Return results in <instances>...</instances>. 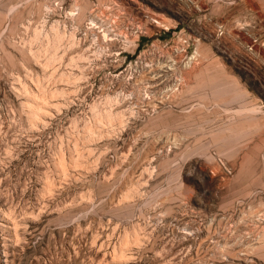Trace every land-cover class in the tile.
<instances>
[{"label":"rangeland","instance_id":"1","mask_svg":"<svg viewBox=\"0 0 264 264\" xmlns=\"http://www.w3.org/2000/svg\"><path fill=\"white\" fill-rule=\"evenodd\" d=\"M0 264H264V0H0Z\"/></svg>","mask_w":264,"mask_h":264}]
</instances>
